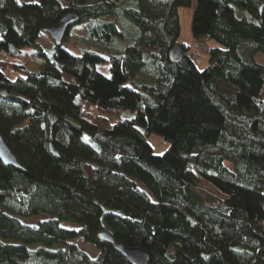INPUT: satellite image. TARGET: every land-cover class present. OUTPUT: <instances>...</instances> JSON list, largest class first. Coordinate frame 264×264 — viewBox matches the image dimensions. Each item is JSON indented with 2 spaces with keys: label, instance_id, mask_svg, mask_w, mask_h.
<instances>
[{
  "label": "trees",
  "instance_id": "16d2710c",
  "mask_svg": "<svg viewBox=\"0 0 264 264\" xmlns=\"http://www.w3.org/2000/svg\"><path fill=\"white\" fill-rule=\"evenodd\" d=\"M191 3L0 0V136L20 165L0 160V264H130L100 231L150 264H264V0H196L203 69L178 43V9ZM71 11L96 21L94 49L54 45L49 59L39 35ZM25 46L45 56L38 69L19 62Z\"/></svg>",
  "mask_w": 264,
  "mask_h": 264
},
{
  "label": "rangeland",
  "instance_id": "374dc122",
  "mask_svg": "<svg viewBox=\"0 0 264 264\" xmlns=\"http://www.w3.org/2000/svg\"><path fill=\"white\" fill-rule=\"evenodd\" d=\"M36 1L37 0H19V3H28ZM195 3L196 0H192L191 5L181 6L178 9L180 22V34L178 37V43H184L187 46V54H197L196 57L193 58V61L199 69H203L208 65V54L207 52L199 48V46L194 41L191 32V20ZM95 22V20H89L88 22L75 23L70 26L65 39L62 41V48L76 56L82 55L85 51L93 50L94 44L90 40V33L91 28L94 26ZM39 42L43 47V52L45 56L49 59H53L54 42L51 37L46 32L42 31L39 35ZM210 45L217 46V43L211 41ZM45 56L35 55L33 54V49L31 47L25 46L22 48L18 60L19 62L24 63L27 69L36 70L39 68L40 64L46 59ZM103 56L106 58V61L97 62L95 66L99 72L108 76L110 74L109 57L107 55ZM255 58L258 62L264 64L263 54L257 52ZM128 114L129 112L126 110L124 112V115ZM148 140L153 147L154 153L160 154L165 150L166 146L163 145L161 138L158 135L151 134L148 137ZM197 185L200 189L204 191L214 194L215 196H218L220 198H224V195L220 193L213 185L200 178H198ZM138 186L145 190V187L142 183H138ZM46 218L47 216L45 214H39L32 217L21 218V221L26 225L36 226L39 221H42ZM61 224L62 226L69 228H78V226L68 222H62ZM67 242L75 244L79 249L83 250L92 257L96 256L98 253V250L93 244L85 242L81 237H76L72 240H68Z\"/></svg>",
  "mask_w": 264,
  "mask_h": 264
},
{
  "label": "water",
  "instance_id": "95a60500",
  "mask_svg": "<svg viewBox=\"0 0 264 264\" xmlns=\"http://www.w3.org/2000/svg\"><path fill=\"white\" fill-rule=\"evenodd\" d=\"M79 21V16L71 11L65 13L59 18L56 24L43 28L54 42V45L61 46L69 27ZM183 49L180 45L175 44L169 51V60L177 63L183 57ZM53 153L57 155V152L52 149ZM0 160L4 165L12 166L20 169V165L15 156L11 153L2 137L0 136ZM98 237L101 241L109 243L114 250L119 252L130 264H150L149 255L144 250L138 247H130L122 243L117 242L112 235L106 231H100Z\"/></svg>",
  "mask_w": 264,
  "mask_h": 264
},
{
  "label": "built area",
  "instance_id": "2783aa9c",
  "mask_svg": "<svg viewBox=\"0 0 264 264\" xmlns=\"http://www.w3.org/2000/svg\"><path fill=\"white\" fill-rule=\"evenodd\" d=\"M196 55H197V54L194 53V54H192V57L195 58ZM1 57H2L5 61H7V60L9 59L8 55L5 54V53H3V54L1 55ZM9 72H10L11 74L14 73V71H13L12 69H10ZM162 143H163V145H164V144H165V141H162Z\"/></svg>",
  "mask_w": 264,
  "mask_h": 264
},
{
  "label": "snow or ice",
  "instance_id": "6c2138e0",
  "mask_svg": "<svg viewBox=\"0 0 264 264\" xmlns=\"http://www.w3.org/2000/svg\"><path fill=\"white\" fill-rule=\"evenodd\" d=\"M17 2H19V0H17Z\"/></svg>",
  "mask_w": 264,
  "mask_h": 264
}]
</instances>
